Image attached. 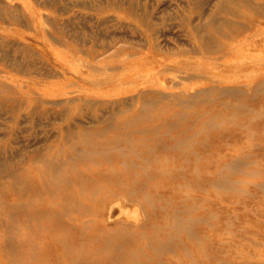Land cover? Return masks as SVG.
<instances>
[{
	"label": "rangeland",
	"instance_id": "obj_1",
	"mask_svg": "<svg viewBox=\"0 0 264 264\" xmlns=\"http://www.w3.org/2000/svg\"><path fill=\"white\" fill-rule=\"evenodd\" d=\"M256 27L261 30L253 33ZM233 46L242 51L226 54ZM260 82L264 86V0H0V157L27 164L70 133L115 124L114 112L123 111L117 119L142 140L141 155L158 153L150 163L140 159L138 167L167 165L166 175L173 176L157 177L147 187L150 195L157 188L174 196L169 203L157 201L151 220L163 223L160 212L189 205L174 215L193 232L177 231L174 264H264V87L255 89ZM214 85L225 90L210 89ZM36 86L52 95L71 92L59 100L37 94ZM147 86L169 94L163 97L168 102L144 114L132 112ZM184 88L208 94L195 103L179 97ZM241 104L239 113L234 107ZM152 126L162 130L155 135L144 129ZM191 130L199 134L182 148L188 159L153 139L170 141ZM236 158L245 162L238 170L228 166ZM142 173L138 178L147 181L150 173ZM148 223L146 217L140 228L130 225L128 245L146 244L138 232H149ZM149 253L141 257L149 260ZM0 256L4 264H28L26 255L18 258L9 249Z\"/></svg>",
	"mask_w": 264,
	"mask_h": 264
},
{
	"label": "bare ground",
	"instance_id": "obj_2",
	"mask_svg": "<svg viewBox=\"0 0 264 264\" xmlns=\"http://www.w3.org/2000/svg\"><path fill=\"white\" fill-rule=\"evenodd\" d=\"M6 1L9 2V0ZM22 5L32 17H37L30 7L25 3ZM34 27L41 30L38 23ZM255 30H261V27H256L253 33ZM253 35H245L244 40L250 42ZM241 43H244L243 39ZM241 51V48L233 46L226 51V54ZM185 68L191 67L187 65ZM261 82L255 89L264 87ZM146 88V95L135 104L132 112L144 114L145 109L157 107L159 102H168L163 97L169 94L165 96L166 93L162 92L163 95H160L161 90L156 87L147 86ZM210 89L223 91L225 87L214 85V88L212 86ZM197 90L188 93L186 88L181 91L183 95L180 94L179 97H188L192 99V102L197 103L199 101L197 99L208 92L204 89ZM261 90L263 92L264 88ZM35 91L39 95L59 100H66L71 92L63 90L52 95L50 91H45L39 86L35 87ZM240 106L242 104L235 106L234 110L242 113ZM212 108L214 109L213 106L211 110ZM122 112H114L115 124L100 127L93 133H70L66 140L59 141L55 148L42 150L27 164L21 160L8 161L0 157V232L4 233L0 236V255L9 249L11 253L15 252L18 258H24L26 255L28 264H174L177 231L186 230L187 234L193 232H189L190 228H187V225L185 227V224L183 226L179 218H174L181 208H170L168 211L160 212L164 217L163 223L151 220V215L159 207L156 204L157 201L164 200L169 203L174 200V196L162 193L157 188L152 191L155 192L153 196L147 191L149 189L147 187L157 177L169 180L173 176L166 175L167 165L155 167L148 165L143 169L138 167L140 159L150 163L158 153L147 151V156L141 155L138 149L143 144L142 140L136 139L137 136L134 133L125 131L127 125L124 127L123 121L117 119ZM206 123L209 124V122ZM144 129L152 132L151 134H157L162 130L158 126ZM144 129L140 131L145 132ZM198 134L191 130V133L181 134L179 137L172 136L170 141H163L159 136L153 139L162 149L177 150L178 157L188 159L189 152H184L182 148L189 144L190 137ZM121 143L128 144L121 145ZM1 154L2 152L0 156ZM242 160L232 159L228 166L238 170L240 165L245 163ZM200 161L199 154L195 162L200 165ZM117 162L132 165L122 169L110 166ZM222 167L217 168V171L219 172ZM144 171L150 173L148 177L146 176L147 181L138 178ZM199 177L202 181L206 180L204 175ZM220 181L221 177L216 182L220 183ZM234 181L238 182L237 179ZM185 184L188 187L189 183ZM218 186L222 188L221 185ZM232 189H234L233 186H231ZM143 192L145 195L141 194ZM160 206L163 208L162 204ZM188 208L189 205L185 204L181 210L187 212ZM157 210L159 211V208ZM146 217L149 219L147 225L151 227V230L138 232V237L146 244L128 245L132 228L130 225L140 228ZM194 219L197 220V218ZM92 226L95 227L92 228ZM166 227H169V231H166ZM12 236L13 242L9 240ZM187 237L190 236L187 235ZM187 243L183 242V248L187 249ZM147 251H150L149 260L141 257ZM0 259H2L1 256ZM2 261L0 264H4Z\"/></svg>",
	"mask_w": 264,
	"mask_h": 264
}]
</instances>
